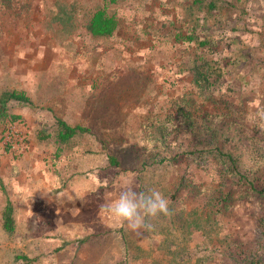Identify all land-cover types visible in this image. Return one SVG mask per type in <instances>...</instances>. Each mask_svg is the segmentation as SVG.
Returning a JSON list of instances; mask_svg holds the SVG:
<instances>
[{
  "label": "rangeland",
  "instance_id": "rangeland-1",
  "mask_svg": "<svg viewBox=\"0 0 264 264\" xmlns=\"http://www.w3.org/2000/svg\"><path fill=\"white\" fill-rule=\"evenodd\" d=\"M103 4L0 0V94L25 91L33 102L8 105L29 126L28 150L10 157L0 144V264H264V200L234 185L231 200L216 203L202 186L223 198L232 185L218 172L225 168L218 151L186 153L218 147L239 155L241 169L249 154L264 156V132L252 124L264 109V0H220L222 13L201 27L217 39L214 55L229 61L237 48L251 52L255 66L246 68L249 92L241 96L232 84L213 99L192 87L189 45L175 42L190 26L192 0H120L107 10L120 21L117 31L94 36L88 23ZM56 117L92 130L58 157L39 137ZM124 181L167 198L169 214L150 218L152 231L133 232L100 211ZM57 193L74 199L58 204ZM8 200L13 231L4 227Z\"/></svg>",
  "mask_w": 264,
  "mask_h": 264
},
{
  "label": "trees",
  "instance_id": "trees-1",
  "mask_svg": "<svg viewBox=\"0 0 264 264\" xmlns=\"http://www.w3.org/2000/svg\"><path fill=\"white\" fill-rule=\"evenodd\" d=\"M103 1V6L93 12L88 23L89 31L94 36H112L117 31L120 24L117 16L115 14H109L107 11L110 4H115L120 0ZM219 1L220 0H192V5L190 6L191 11L189 12V21H191L189 28L187 31L179 29L174 35L176 43L189 45L190 52L188 54V64L189 73L192 77V87L199 95L206 96L205 99L215 98L216 92L224 90L225 88L233 89L232 84L241 86L238 91L241 96L246 92L245 89L249 92L248 88H250L246 82V68H250L251 65L253 66V64H249L251 52H241L236 48L230 53L231 57L229 61L223 60L213 54L214 47L218 44L217 39L215 40L200 32L201 27H207L209 25L206 20L208 15L215 16L217 13H222ZM220 23L221 21H217L215 25L221 28L222 26H220ZM236 41L240 42L241 40L238 39ZM260 63H262L261 68H264V61L262 59ZM243 67H245V70L242 69ZM253 68L255 69V66H253ZM11 101L33 105L32 100L25 91H3L0 94V128L7 120L16 121L21 119V116L9 112L8 105ZM184 101L178 99L176 106L181 113L187 117L190 113H187ZM241 116L242 115L237 114V120L234 122L242 129L243 127L239 123V121L242 120ZM230 124L227 127L230 128ZM223 127L225 126L223 125ZM91 132V128L86 125H73L61 117H56L51 129L42 131L39 137L54 143L56 146V155L58 157L74 138ZM249 139H251V137H249ZM215 151H218L215 156L219 158L220 163L225 166V168L219 169L218 172L221 173L220 176L222 177H224V174L227 172L229 174L227 175L228 179H232V185L228 189L222 190L226 192L223 198L215 196L216 186H209L206 184L202 186V189L206 190L205 194L213 195L212 200L216 203L219 202L220 205H226L232 198L234 185H239L241 187L240 189H243V192L247 196L264 200V185L259 184V181L264 179V156L260 157L249 154L252 163L246 164L244 166L245 168L242 166L241 169L240 165H242V162L239 155L235 156L234 153L230 151L224 152L218 147L214 149H212V146L208 148H199L196 151H189L186 153L188 156L198 153L200 156L206 157ZM182 157V154H177L168 158V161L177 162ZM109 160L113 165H119V161L114 155L110 154ZM164 161L166 160H155L154 163H163ZM213 162L215 163V160H213ZM214 163L212 164L216 166L219 164ZM223 172L225 173L223 174ZM197 190L196 195H200L203 192L200 188ZM13 213V203L11 200H8L3 211L4 227L8 231H13L15 228Z\"/></svg>",
  "mask_w": 264,
  "mask_h": 264
},
{
  "label": "clouds",
  "instance_id": "clouds-1",
  "mask_svg": "<svg viewBox=\"0 0 264 264\" xmlns=\"http://www.w3.org/2000/svg\"><path fill=\"white\" fill-rule=\"evenodd\" d=\"M252 124L260 132H264V109L256 111ZM75 196L78 197L76 193ZM65 197L69 201L74 199L72 194V198H69L63 193H57L52 199L58 204H63ZM100 211L112 217L117 223L126 225L133 232L142 229L150 232L154 228L150 218L161 214L167 216L170 210L168 200L162 192L155 189H149L147 192L137 191L132 181H124L120 185L118 197L102 205Z\"/></svg>",
  "mask_w": 264,
  "mask_h": 264
},
{
  "label": "built area",
  "instance_id": "built-area-1",
  "mask_svg": "<svg viewBox=\"0 0 264 264\" xmlns=\"http://www.w3.org/2000/svg\"><path fill=\"white\" fill-rule=\"evenodd\" d=\"M29 126L20 120H7L0 128V144L4 153L10 157L24 154L29 148Z\"/></svg>",
  "mask_w": 264,
  "mask_h": 264
}]
</instances>
